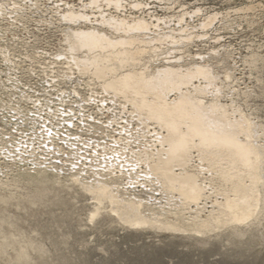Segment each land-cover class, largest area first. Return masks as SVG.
Listing matches in <instances>:
<instances>
[{
  "label": "rangeland",
  "instance_id": "374dc122",
  "mask_svg": "<svg viewBox=\"0 0 264 264\" xmlns=\"http://www.w3.org/2000/svg\"><path fill=\"white\" fill-rule=\"evenodd\" d=\"M127 73L248 158L193 137L185 203L153 171L167 129L106 87ZM0 264H264V0H0Z\"/></svg>",
  "mask_w": 264,
  "mask_h": 264
},
{
  "label": "bare ground",
  "instance_id": "6f19581e",
  "mask_svg": "<svg viewBox=\"0 0 264 264\" xmlns=\"http://www.w3.org/2000/svg\"><path fill=\"white\" fill-rule=\"evenodd\" d=\"M104 69L106 70V68ZM102 70L103 69L97 71L96 75L98 77H103L105 75L106 71ZM111 70L113 71V69ZM155 81L156 79H153L151 84H148L143 76H139L136 73H127L113 78L110 82H108V84H106V87L116 94H126L132 92L138 100L137 105L141 106V109H143L148 116H152L154 120L167 129V136L164 141L167 143L166 145H168V149L164 152V157L161 154L159 159H157L158 161L156 160L157 163H154L155 165L153 167V171L155 170L158 173L159 178L162 179L168 190L175 188V191L181 192L184 196L185 203H197L203 194L202 185L198 182V176L188 170H184L179 174L175 173L176 167H183V169H185L190 162L188 154L191 150L192 138L197 137L200 140L198 148L199 151H201V154L202 152L208 154L207 150L210 148L219 146L229 147L232 154L235 157H238V159H236L237 161L235 160L236 162H232L233 164L240 161L245 162L250 154V150L242 143L238 142L232 135L210 131L207 127L208 124L206 120L203 119L201 116L202 114L199 113L200 111L196 112L194 110L191 113L194 124L189 126L186 131L179 128L174 120V113L178 112L182 116H187L189 115L188 113H186L179 106H168L167 104H164L163 106L160 105L158 101H152L145 96L143 87L149 88V85L152 84L158 86ZM162 81L164 82V87L167 90L172 89L175 85L172 78L168 76L163 78ZM139 85H142L143 87H139ZM208 155H210V153ZM205 156L207 157V155ZM236 190L238 194L241 195V198L229 199L224 212L227 211L228 206L243 205L244 207L238 208L235 211V215L243 217L245 209L249 208L248 195L245 188L239 185H236ZM96 191L98 194L111 198V201L114 203L120 204V201L117 200L114 194L109 193L107 188H100ZM123 208L124 209L121 207V210L125 211L131 207ZM173 226L174 225H170L169 228H174L175 226Z\"/></svg>",
  "mask_w": 264,
  "mask_h": 264
},
{
  "label": "snow or ice",
  "instance_id": "6c2138e0",
  "mask_svg": "<svg viewBox=\"0 0 264 264\" xmlns=\"http://www.w3.org/2000/svg\"><path fill=\"white\" fill-rule=\"evenodd\" d=\"M49 135H50V133H49Z\"/></svg>",
  "mask_w": 264,
  "mask_h": 264
}]
</instances>
